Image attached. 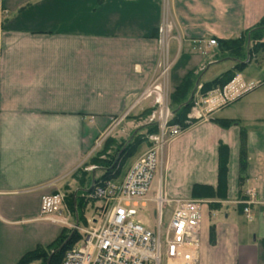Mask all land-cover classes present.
Masks as SVG:
<instances>
[{"label":"crops","instance_id":"obj_1","mask_svg":"<svg viewBox=\"0 0 264 264\" xmlns=\"http://www.w3.org/2000/svg\"><path fill=\"white\" fill-rule=\"evenodd\" d=\"M263 19L264 0H0V264L60 236L64 226L41 217L42 198L70 185L112 121L144 108L133 106L156 74L164 22L172 92L188 73L206 83L220 63L211 39L239 38ZM240 75L258 87L170 141L157 168L165 196L203 202L198 264H264V81ZM249 190L250 219L240 204Z\"/></svg>","mask_w":264,"mask_h":264},{"label":"built area","instance_id":"obj_2","mask_svg":"<svg viewBox=\"0 0 264 264\" xmlns=\"http://www.w3.org/2000/svg\"><path fill=\"white\" fill-rule=\"evenodd\" d=\"M169 28L164 22L158 29L162 51L157 71L133 106L150 101L152 112L147 121L158 125V132L148 137L150 145L147 150L132 164L122 180L107 181L94 188L89 197L97 202L85 225L78 221L74 225L69 222L71 213L62 196L42 198V219L61 224L79 234L66 251L62 264H198L203 202L170 199L165 196L161 183L154 197L148 198L150 184L170 141L189 126L211 120L214 114L254 91L258 84L247 83L240 74H236L222 88H214L204 95L199 94L201 86H198L186 115L185 127L171 125L173 113L168 105L167 80L174 59L168 49ZM208 43L211 47L217 46L215 39ZM129 113L112 121L100 139L109 135ZM254 197L249 190L247 198L240 202L248 219L250 207L256 203ZM147 203L155 206L156 221L151 229L134 219Z\"/></svg>","mask_w":264,"mask_h":264},{"label":"trees","instance_id":"obj_3","mask_svg":"<svg viewBox=\"0 0 264 264\" xmlns=\"http://www.w3.org/2000/svg\"><path fill=\"white\" fill-rule=\"evenodd\" d=\"M217 42V54L218 58L215 60L218 62L232 61L233 68L227 70L220 77L215 78L212 81L201 84V88L198 91L199 94L204 95L208 91L214 88H222L225 86L236 74H240L251 62L261 65L260 56L264 55V19L257 24L256 27L248 32L241 34L239 38L235 39H219ZM248 60L247 63H245ZM197 76L193 73H188L181 84L175 88L169 95V107L173 113L170 121L171 125H178L185 127L186 115L189 112L193 99L188 102L190 95L193 91L197 93V86H195ZM199 85V84H198ZM152 112V107L143 108L139 112L138 117H149ZM131 115V114H130ZM129 116V115H128ZM125 119H128L129 117ZM217 123L227 127L231 122L227 120H217ZM158 132V125L156 123H147L143 126L140 134L134 136L127 144H124L119 152L108 156L105 159L102 158V150L93 153L85 166H97L100 170L99 174H94L93 177H89V173L86 170L79 171L80 178H78V185L81 188L76 193H70L66 196L65 203L71 213L79 224L85 225L86 221L83 216L84 210L88 207L89 210L93 209L96 204V199L89 197L96 186L103 184L107 181L119 182V176L122 167L125 162L131 158L142 143H145L148 147L150 145L148 137ZM240 182L244 181V172L246 169V148L244 138L241 140L240 145ZM227 158L228 149L224 145L219 147V167H218V184L219 188L225 184L227 174ZM91 164V165H90ZM98 173V172H97ZM88 177V178H87ZM118 180V181H115ZM208 194L214 196L216 193L208 188ZM79 238V234L69 228L63 227L60 236L50 245L42 247L39 246L35 250L24 255L17 264H30L32 262H38L39 264H62L66 251L72 246V244Z\"/></svg>","mask_w":264,"mask_h":264},{"label":"rangeland","instance_id":"obj_4","mask_svg":"<svg viewBox=\"0 0 264 264\" xmlns=\"http://www.w3.org/2000/svg\"><path fill=\"white\" fill-rule=\"evenodd\" d=\"M195 54H197V53H195ZM216 58H218V56H216L215 59ZM259 61H261L262 69H259L255 63H252V64L248 65L244 70H242L240 72V74L245 75V77L250 76L254 80L259 79L258 81H261V82L264 81V55L260 56ZM232 66L233 65L228 60L211 65L209 67L208 71L203 76L202 82H209V81L214 80L215 78L220 77L223 73H225ZM172 89L173 88H171V90ZM170 93L171 92L168 90L169 95H170ZM144 104H145V105H143L144 108L151 107L150 101H146V103H144ZM169 104L170 103H169V98H168V105ZM228 107H230V106H228ZM228 107H226V108H228ZM169 109L171 110L170 107H169ZM140 111L141 110H137L135 113H131V115L128 116L129 117L128 119H125L124 121H122L109 135H107L104 138L102 137L103 139L101 138L97 143L95 142L96 141L95 140L96 135L95 136L93 135L92 137L89 138L87 146L91 147L92 143H94V144L96 143L94 152L97 153V152L102 150V153H103L102 158H104V159L106 157L108 158V156H112V155L114 156L117 151L119 152V150L122 149L124 144H127L134 136H137L138 134H140V131L143 128V126L148 123L146 116L138 117ZM145 151H146V144L145 143L140 144L138 146V148L136 149V151L134 152L133 156L131 158H129L125 162L124 166L122 167L121 172H120V176H119V180L122 179V177L125 175L127 170L131 167V165ZM85 164L82 165L81 167H79L77 169V171H75V173L72 175V178H70V180L67 182L70 185L67 184V186H65L61 189L60 195L64 198V200L66 199V196L68 194L76 193L79 190H81V188L78 185V181H77L78 178L81 177L79 174V171H81L83 169L86 170L89 173V177L90 176L93 177L94 174H96V175L99 174L100 170H96V169H99V167L88 166V165L86 167ZM115 181H118V180H115ZM157 186H158V169L156 170V173H155V175L152 179V182L150 184V188H149V191L147 194L148 198L154 197V195H155L154 191H155V189H157ZM94 207L95 206H93V208ZM83 216H84L85 220L87 218L91 217L92 216V210L91 209L89 210V208L87 207L83 212ZM134 219H135V221H139L144 227L151 229L154 226L155 221H156L154 204L153 203H147L146 207L141 208L139 213L137 214V216ZM69 222L72 225H74L76 220L74 219L73 216H71ZM66 228H68V227H66ZM33 264H37V263H33Z\"/></svg>","mask_w":264,"mask_h":264},{"label":"water","instance_id":"obj_5","mask_svg":"<svg viewBox=\"0 0 264 264\" xmlns=\"http://www.w3.org/2000/svg\"><path fill=\"white\" fill-rule=\"evenodd\" d=\"M247 62H248V60H247L245 63H247ZM196 86H197V85H196ZM193 98H194V92L191 94V96H190L188 102L191 101Z\"/></svg>","mask_w":264,"mask_h":264}]
</instances>
